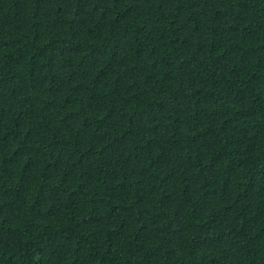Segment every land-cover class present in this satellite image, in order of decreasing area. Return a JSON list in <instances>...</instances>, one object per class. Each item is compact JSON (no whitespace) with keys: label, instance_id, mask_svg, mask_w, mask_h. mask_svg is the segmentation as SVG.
Masks as SVG:
<instances>
[{"label":"trees","instance_id":"obj_1","mask_svg":"<svg viewBox=\"0 0 264 264\" xmlns=\"http://www.w3.org/2000/svg\"><path fill=\"white\" fill-rule=\"evenodd\" d=\"M0 264H264V0H0Z\"/></svg>","mask_w":264,"mask_h":264}]
</instances>
